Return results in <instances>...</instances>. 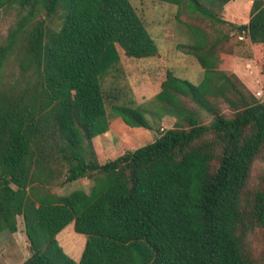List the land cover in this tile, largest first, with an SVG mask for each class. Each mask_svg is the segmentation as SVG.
I'll use <instances>...</instances> for the list:
<instances>
[{
    "label": "trees",
    "instance_id": "16d2710c",
    "mask_svg": "<svg viewBox=\"0 0 264 264\" xmlns=\"http://www.w3.org/2000/svg\"><path fill=\"white\" fill-rule=\"evenodd\" d=\"M154 1L184 2L227 25L220 14L231 0ZM249 1L248 22L231 27L264 44V0ZM13 8L19 19L0 43V233H15L22 218L30 256L21 264H264V252L254 256L245 242L251 232L264 236V179L248 187L264 152V102L217 69L230 37L188 26L193 43L177 48L203 77L194 85L166 72L151 103L175 124L160 132L133 99L102 87L120 71L117 47L136 59L158 52L129 0H0V13ZM11 58L23 85H5ZM107 105L155 139L100 164L93 140L109 130ZM81 178L93 181L90 192L50 189ZM71 223L86 236L77 262L56 239Z\"/></svg>",
    "mask_w": 264,
    "mask_h": 264
},
{
    "label": "rangeland",
    "instance_id": "374dc122",
    "mask_svg": "<svg viewBox=\"0 0 264 264\" xmlns=\"http://www.w3.org/2000/svg\"><path fill=\"white\" fill-rule=\"evenodd\" d=\"M138 16L143 20L147 32L155 41L158 52L155 56L136 59L124 55L117 47L120 55L119 73L111 71L102 81L107 92L124 93L134 100L136 106L146 111L144 114L149 125L161 130L174 127L175 118L160 115L158 107L151 103L152 98L160 91V83L167 71L174 76L198 85L203 77V69L197 60L180 51L177 46L192 44V35L188 26L201 29L214 40L219 36H229L218 55L217 69L227 74H236L243 84L253 93L255 98L264 102V44H252L246 37L237 36L231 24L241 25L248 22L251 1L231 0L223 8L220 17L227 25L213 24L196 13H193L183 2L181 6L160 3L154 0H129ZM19 19V11L15 8L0 13V43H2ZM23 77L18 69V62L11 58L4 68V82L7 87L23 85ZM119 96V98L121 97ZM127 99V98H126ZM124 98H120L122 103ZM221 111L226 116L231 112L225 104L218 101ZM190 106H194L191 102ZM109 130L93 140L96 158L100 164L114 160L128 151H134L152 143L155 130L129 128L118 117H114L109 105ZM202 121L208 124L212 117L200 111ZM62 177L60 180H63ZM264 179V152L253 163L249 178V188L257 187ZM93 181L81 178L62 186H52L51 191L60 196L69 195L73 191L90 192ZM17 231L0 233V264H21L30 256V245L25 235L22 218L16 217ZM56 239L63 251L74 261H79L86 236L74 231L73 224L67 225ZM246 244L254 256L264 252V236L259 232L246 235Z\"/></svg>",
    "mask_w": 264,
    "mask_h": 264
},
{
    "label": "crops",
    "instance_id": "0c3cea01",
    "mask_svg": "<svg viewBox=\"0 0 264 264\" xmlns=\"http://www.w3.org/2000/svg\"><path fill=\"white\" fill-rule=\"evenodd\" d=\"M22 226H23V222H22ZM23 229H24V226H23Z\"/></svg>",
    "mask_w": 264,
    "mask_h": 264
}]
</instances>
